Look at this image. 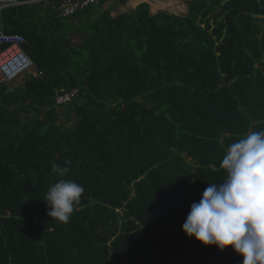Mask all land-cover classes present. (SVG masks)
<instances>
[{"label":"trees","instance_id":"16d2710c","mask_svg":"<svg viewBox=\"0 0 264 264\" xmlns=\"http://www.w3.org/2000/svg\"><path fill=\"white\" fill-rule=\"evenodd\" d=\"M108 1L67 20L50 4L3 11L43 75L0 87V264H242L182 225L224 179L226 147L264 129V0L116 17L129 0ZM74 89L61 115L57 92ZM54 163L84 188L67 223L43 201Z\"/></svg>","mask_w":264,"mask_h":264},{"label":"clouds","instance_id":"9594fccd","mask_svg":"<svg viewBox=\"0 0 264 264\" xmlns=\"http://www.w3.org/2000/svg\"><path fill=\"white\" fill-rule=\"evenodd\" d=\"M219 167L226 173L224 179L209 183L201 199L191 204L182 230L204 246L220 251L231 247L243 257L242 264H264V129L228 145ZM51 171L60 179L44 197L47 215L67 223L84 188L64 179L68 166L54 163Z\"/></svg>","mask_w":264,"mask_h":264},{"label":"built area","instance_id":"2783aa9c","mask_svg":"<svg viewBox=\"0 0 264 264\" xmlns=\"http://www.w3.org/2000/svg\"><path fill=\"white\" fill-rule=\"evenodd\" d=\"M48 1L50 0H0V87L10 85L15 80L33 73L35 77L43 75L24 49L25 37L7 32L2 18L3 11L10 7ZM101 2L102 0H58L57 8L61 17L70 19L89 7L100 6ZM77 93L76 89L66 93L57 92L56 105L63 106L71 102Z\"/></svg>","mask_w":264,"mask_h":264},{"label":"rangeland","instance_id":"374dc122","mask_svg":"<svg viewBox=\"0 0 264 264\" xmlns=\"http://www.w3.org/2000/svg\"><path fill=\"white\" fill-rule=\"evenodd\" d=\"M153 1V2H152ZM162 1L163 0H129L125 5H124V7H123V11H125L126 10V12L127 11H130L131 9L132 10H134L135 8H137L140 4L139 3H141V2H143V3H152V9L155 7V6H157L158 4H160V3H162ZM166 1H171V0H166ZM178 1V2H177ZM190 0H175V2L177 3V7H179V6H181V7H184V9L183 10H180V11H178V12H171L169 9H159V10H157L156 11V13H158V12H160V11H168V12H171V14H176V15H180V14H183V13H185V14H187V12H188V5H187V3L189 2ZM118 4H121V3H119L118 2ZM139 4V5H138ZM175 4V3H174ZM122 5V4H121ZM106 6H108V5H105L103 8H107ZM39 9V11L42 13L43 11H45V9H43V8H38ZM108 9V8H107ZM151 9V11H152V13L153 14H156L155 12H153V10ZM104 10H106V9H104ZM183 12V13H182ZM63 19H68V18H63ZM63 22H65L64 20H62ZM72 22H74L75 23V21L74 20H72ZM81 27H84V28H86V24H81ZM75 29L77 30L78 29V31H79V29H80V26L79 25H75ZM81 34H78V35H73L72 36V40H73V43H75V44H79L80 42H81ZM31 76H34L35 74L33 73V74H30ZM35 77V76H34ZM58 111L61 113V115H63L64 114V107H58ZM73 117V116H72ZM74 118V117H73ZM61 122L64 124V125H66V126H68V123L66 122V120H65V118H62L61 119Z\"/></svg>","mask_w":264,"mask_h":264},{"label":"crops","instance_id":"0c3cea01","mask_svg":"<svg viewBox=\"0 0 264 264\" xmlns=\"http://www.w3.org/2000/svg\"><path fill=\"white\" fill-rule=\"evenodd\" d=\"M57 1L58 0H50V1H48V2H41V4H33V5H43V7L44 8H48V5L47 4H50V5H52V7L54 6V7H56V9H57V11H58V8H57ZM115 1L116 0H109L107 3H106V5H108V6H106L107 8H109L112 4H114L115 3ZM153 2V1H152ZM45 4V5H44ZM150 4V6H151V9H152V3H149ZM31 5V4H30ZM24 6V5H23ZM123 7H124V5L122 4H118V2L116 3V5H114V7L113 8H111L112 9V15L114 16V17H116V16H118V15H120V14H122V13H125L126 12V10L125 11H123ZM107 8H104V9H107ZM130 11H132V9L130 10ZM127 12H129V11H127ZM152 12V11H151ZM58 13H59V11H58ZM24 78H25V76L24 77H22V78H19V79H17V80H15L14 82H12L10 85H7V86H9L10 88H13V87H15V86H18V85H20V84H22L23 82H24Z\"/></svg>","mask_w":264,"mask_h":264},{"label":"bare ground","instance_id":"6f19581e","mask_svg":"<svg viewBox=\"0 0 264 264\" xmlns=\"http://www.w3.org/2000/svg\"><path fill=\"white\" fill-rule=\"evenodd\" d=\"M180 1V0H179ZM178 2V1H177ZM142 3V2H141ZM177 4L176 2H175V0H171V1H166V0H163L162 1V3H160V4H158L157 6H155L152 10H153V12H155L156 13V11L157 10H159V9H169V10H171V6L172 5H175V4ZM172 12V11H171ZM174 12V11H173Z\"/></svg>","mask_w":264,"mask_h":264},{"label":"water","instance_id":"95a60500","mask_svg":"<svg viewBox=\"0 0 264 264\" xmlns=\"http://www.w3.org/2000/svg\"><path fill=\"white\" fill-rule=\"evenodd\" d=\"M142 3H143V2H142ZM142 3H139V4H142ZM139 4H138V5H139ZM168 13L171 14V12H168Z\"/></svg>","mask_w":264,"mask_h":264}]
</instances>
